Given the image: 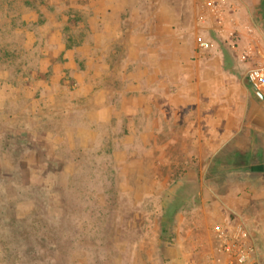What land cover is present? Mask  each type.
Returning <instances> with one entry per match:
<instances>
[{"label":"rangeland","instance_id":"rangeland-1","mask_svg":"<svg viewBox=\"0 0 264 264\" xmlns=\"http://www.w3.org/2000/svg\"><path fill=\"white\" fill-rule=\"evenodd\" d=\"M177 2L0 0V264H203L213 211L264 264V178L209 147L182 32L145 34Z\"/></svg>","mask_w":264,"mask_h":264},{"label":"crops","instance_id":"crops-1","mask_svg":"<svg viewBox=\"0 0 264 264\" xmlns=\"http://www.w3.org/2000/svg\"><path fill=\"white\" fill-rule=\"evenodd\" d=\"M179 4L182 7L180 16H168L166 13L170 12L167 8H159L160 12H156L152 20L151 17L144 19L149 21L148 25L147 21L144 23L148 27L145 34L147 37L158 35V38H163L167 30L174 29L176 35L188 29L191 21L195 32L194 43L190 42L189 33H181L185 44L176 45L171 52L182 56L176 59H180L178 77L182 85L184 81L191 85L192 115L206 118L207 142L212 150L231 148L240 159L237 162L239 169L255 173L263 179L264 92L255 90L249 84L247 75L256 66L264 67V0H178ZM159 5L162 6V3ZM231 34L235 36L232 39ZM198 36L212 44L210 50L198 48ZM148 49L160 54L158 60L146 57L144 66L160 69L159 74L165 72L166 44L160 43ZM246 52L251 57L242 60ZM228 158V163H234L233 157ZM213 207L215 212L227 210L226 206L221 208L217 204ZM217 214L214 211L209 214L210 220L214 221L208 228L206 241L209 246L213 243L212 229L215 224L236 223L229 222L227 218L217 220ZM167 257L170 262L186 264L185 255H175L174 259Z\"/></svg>","mask_w":264,"mask_h":264},{"label":"built area","instance_id":"built-area-1","mask_svg":"<svg viewBox=\"0 0 264 264\" xmlns=\"http://www.w3.org/2000/svg\"><path fill=\"white\" fill-rule=\"evenodd\" d=\"M218 6V5H216ZM234 38V34L230 35ZM199 49L207 50L212 44L202 36L196 39ZM251 57L249 52L242 60ZM247 80L257 91L264 92V67L256 66L248 72ZM213 243L204 255L203 264H262L259 249L249 231L240 222L217 223L212 229Z\"/></svg>","mask_w":264,"mask_h":264}]
</instances>
